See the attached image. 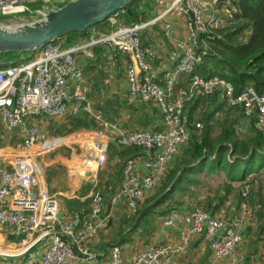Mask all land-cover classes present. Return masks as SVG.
I'll return each instance as SVG.
<instances>
[{"label": "built area", "instance_id": "2783aa9c", "mask_svg": "<svg viewBox=\"0 0 264 264\" xmlns=\"http://www.w3.org/2000/svg\"><path fill=\"white\" fill-rule=\"evenodd\" d=\"M57 1L0 0V17H7L3 24H13L25 20L18 14L43 16L49 9L56 8ZM237 1L175 0L166 12L173 7L180 10L185 18L188 41H177L179 58L163 73L162 83L152 75L153 50L141 40L142 31L162 16L149 21H129L125 19L126 8L121 7L110 17L111 32L90 40V44L104 43L128 54L125 78L129 100L146 98L155 102L162 115L161 129H119L100 111L93 110L86 76L76 58L86 46H63L58 39L35 49L33 58L0 67V121L6 131L17 130L22 148L27 150L41 141L42 146L49 149L56 139L42 140L29 118L37 115L73 117L79 113L91 116L99 130L107 128L109 133L82 144L87 154L84 163L94 173L106 164L110 140L123 148H140L144 152L146 173H137L136 158L128 157L120 185L107 198L111 205L124 202L131 215L137 214L145 191L159 186L167 174L169 161L190 139L192 130L184 116L186 104L218 90L226 106L240 109L243 115L254 119L257 127L264 128V89L258 92L250 83L235 92L229 81L216 76L205 78L196 72L203 57L211 51V41L220 36L218 30L235 11ZM33 3H38L39 7H31ZM162 31L171 36L174 32L171 22L165 21ZM182 77L185 84L177 87ZM202 126L199 121L194 123L195 130ZM248 192V186L241 190L245 202ZM92 201L96 212L103 202L102 193L94 191ZM59 210L56 194L48 189L42 170L31 155L24 152L11 156L0 154V229L6 236L18 239L17 252L41 245V264H95L102 254L90 248L89 242L107 226L109 214L97 219L79 212L59 217ZM187 215L189 225L180 231L175 243L164 242L137 250L128 260L123 257L120 245L112 244L108 264H173L174 258L186 254L192 236L209 240L217 257L234 254L240 241L235 221L215 217L200 205L193 206ZM179 216L178 209H169L162 218V225L172 226Z\"/></svg>", "mask_w": 264, "mask_h": 264}, {"label": "crops", "instance_id": "0c3cea01", "mask_svg": "<svg viewBox=\"0 0 264 264\" xmlns=\"http://www.w3.org/2000/svg\"><path fill=\"white\" fill-rule=\"evenodd\" d=\"M68 0L58 2L56 7L61 6ZM175 0H136L134 7L137 9L139 19L137 21H149L154 17L162 16L154 23H150L141 33V40L144 44L149 45L153 50L151 56L152 75L156 81L162 83L163 73L172 67L179 58V48L177 41H188V32L185 26V18L177 7H173ZM166 12V13H165ZM6 20L7 17H0ZM126 19V16H125ZM165 21L171 22L174 32L171 36H166L162 31ZM113 28L112 19H108L100 26L89 27L78 32L66 33L58 40L63 46L73 44H84V51L76 54L77 61L82 67L86 76L88 85V96L93 110L100 111L103 117L117 126L119 129H149L159 130L162 127V115L158 106L152 100L142 98L136 101L129 100L128 86L125 78V66L129 60L126 53L116 49H111L104 43L90 44V40L100 38ZM34 50L21 52L18 54H8L6 57L29 59L34 57ZM185 84V77L177 84V87ZM215 99L213 102L201 99L206 96L199 97L193 102L188 103L184 107V116L190 133L189 141L180 146L178 151L168 163L167 174L178 166L185 156L186 150L193 136H200L201 130H195L193 125L196 121L203 124L205 115L213 114L210 124H212L211 135L216 136L220 132L219 122L226 115L239 137H250L254 134V128H257L253 118L246 117L240 109L228 107L224 104L221 93L217 90L214 92ZM193 118L192 122H188L189 118ZM75 118L79 121L75 126V137L67 144L59 139L67 137L47 138L48 140L56 139L55 145L44 151H40L35 155H31L42 170L43 178L47 183L48 189L56 194L59 201V213L61 216H69L72 212H79L84 216L97 219L99 216L109 214L110 219L107 226L98 232L93 240L89 242V247L98 250L102 255L95 264H108V252L112 244L120 245L125 260L137 250L155 246L164 242L175 243L178 240L180 231L189 225L188 212L193 207L191 205L193 196L191 195L193 185L187 191H179L174 196L164 202L161 206L153 208L155 211L160 208V214L156 218L152 213H148L138 217L132 226L126 229L120 228L117 233V240H110L111 224L114 225L119 221L121 225L122 217L130 214L124 202L111 205L107 200L108 195L116 190L121 183L122 171L125 161L128 157L136 158V171L139 174H145L146 168L143 164L144 152L137 147L123 148L115 140L108 143V157L103 168L96 173L89 171L84 161L87 156L83 149L84 142H91L95 138H103L108 135V129L99 130L94 119L84 113H79L73 117L51 118L44 115H37L29 118L30 123L34 124L42 138L46 132L41 128L39 123L43 119L48 122L51 120L53 126L55 123L66 122V120ZM259 129V128H257ZM264 131V128H263ZM83 134L84 138H81ZM80 138V139H79ZM65 143V144H64ZM68 147V153H63V147ZM60 148V149H59ZM42 154V155H41ZM38 157L35 156H39ZM229 154L227 157L229 158ZM183 167V166H182ZM181 167V169H182ZM264 170V169H263ZM261 170L259 175H261ZM180 172L178 170L177 174ZM163 178L159 186L154 189L147 190L144 193L140 208L152 203L151 199L159 188L163 187L165 178ZM174 181L165 189L168 190ZM238 185L237 183H234ZM233 184V186H235ZM192 187V188H191ZM157 189V190H156ZM100 191L103 195V202L98 206V211L94 212L95 204L92 201L94 191ZM201 194V193H200ZM199 195V193L197 194ZM214 196L209 193L201 200L200 205L204 206L206 202ZM247 203V201H246ZM214 205L220 204V209L209 211L213 216L225 219L227 221H235L240 241L232 256L217 257L213 254L209 240L204 236H192L188 250L185 255H179L173 259V264H264V213L261 219L257 215L258 205L252 206L254 213L250 212L248 205L244 202L238 204L236 199L231 195L219 203L217 198H213ZM191 205V206H190ZM225 207V210L222 207ZM163 208V209H162ZM178 209L179 219L170 227L162 225V218L169 209ZM152 211V212H154ZM126 221V218H124ZM139 229V234L145 238L140 240L134 238L130 234V230ZM0 239L6 243V248L0 252V264H41L42 246L36 245L29 250L21 253L17 252L18 239H11L5 235L4 231L0 232ZM6 241H5V240ZM4 243V244H5ZM143 243V244H142ZM141 244V245H140ZM130 247V249H128Z\"/></svg>", "mask_w": 264, "mask_h": 264}, {"label": "trees", "instance_id": "16d2710c", "mask_svg": "<svg viewBox=\"0 0 264 264\" xmlns=\"http://www.w3.org/2000/svg\"><path fill=\"white\" fill-rule=\"evenodd\" d=\"M135 1L132 0L124 6L126 18L129 21L139 19L137 9L134 7ZM107 20L96 24L95 27ZM218 32L220 36L211 41V51L203 57L196 67V72L205 78L216 76L229 81L235 92H239L250 83L258 92H261L264 89V0H238L235 11ZM21 52L25 51L0 54L3 57L0 67L17 64L22 59L5 57L8 54ZM215 96L213 93L201 101L213 102ZM212 118L213 114H208L200 119L204 124L200 136H193L180 164L167 174L163 187L151 199H148V202L152 200V203L145 206L138 217L153 213V208L161 206L179 191H187L190 186L202 183L201 178L224 175L223 186L220 185L214 189V196L206 202L203 208L207 211L220 209V204H212L214 197L219 203L230 195L237 200L238 204L245 202L241 190L244 186H248L247 204L258 205L257 215L263 218L262 189L264 185L261 184L262 179L258 173L264 169L263 129L254 128L252 136L239 137L230 119L225 115L219 122L220 132L213 136L210 133L212 130L210 121L215 123ZM193 120L190 117L188 122ZM179 169L180 172L177 174ZM248 177H253V179L247 182ZM172 181H174L173 184L165 191ZM234 183L238 184V188H234ZM256 183L258 187L254 191L253 186ZM250 192L253 198L257 196L254 201L252 198L250 200Z\"/></svg>", "mask_w": 264, "mask_h": 264}, {"label": "water", "instance_id": "95a60500", "mask_svg": "<svg viewBox=\"0 0 264 264\" xmlns=\"http://www.w3.org/2000/svg\"><path fill=\"white\" fill-rule=\"evenodd\" d=\"M132 0H68L37 20L0 22V54L35 50L66 33L78 32L107 20ZM3 57L0 55V62ZM61 217V213L58 214ZM14 239V236H8Z\"/></svg>", "mask_w": 264, "mask_h": 264}, {"label": "rangeland", "instance_id": "374dc122", "mask_svg": "<svg viewBox=\"0 0 264 264\" xmlns=\"http://www.w3.org/2000/svg\"><path fill=\"white\" fill-rule=\"evenodd\" d=\"M62 1H64V0H59V1L56 2V4L58 2H62ZM57 6H58V4H57ZM31 7L37 8V7H39V4L38 3H33L31 5ZM17 16L25 17L24 21L18 20V23L37 20V19H39L41 17V16L29 17V16H27L26 13L18 14ZM0 22L1 23H6L5 20H0ZM5 58H7V57H5ZM78 123H79V121L77 119L71 118V119L66 120V122L55 123L57 125L53 126V123H52L51 120H48V122H46L43 119V121L41 123H39V125L41 126V128H43V130L45 132L47 130V132H46V134H43L44 138H42V140H47V138L51 139L52 137L53 138H55V137H67L66 139L64 138V139H59V140H62L63 142H66V140L69 139L66 142L68 144L72 140L71 138L73 137V139H74V137H75V126H77ZM202 128H203V126H202ZM257 128H259V127H257ZM259 129L262 130L263 128H259ZM84 136H87V135L83 134L81 138H84ZM21 144H22V139L18 136L17 130H14V131H11V132L6 131V129L4 128L3 123L0 121V154L6 155V156H11L12 154H16V153H19V152H24V153H27L29 155L30 154L31 155L32 154L35 155V154L39 153L40 151H44L45 152V150H46V148H44L42 146L41 141L39 143L35 144L32 148H28L27 150L22 148ZM63 148H64L63 149V153L66 155L68 153V149H67L68 147L64 146ZM41 155L35 156V157H38V159H40L39 157H41ZM260 178L262 179L261 180V184L264 185V170L261 172ZM252 179H253V177H248L246 181L248 182V181H250ZM201 181H202V183L192 186L193 189H191V190H195V191L191 192V195H194V192H198L199 193V195H197L198 193H196L193 196V199H192V202H191L192 206L200 205L201 200H204L205 196L207 194L213 193L214 189H216L218 186H220V185L223 186V184H224V175H219V176L211 175L210 177H207V178L206 177L201 178ZM234 185H235L234 188H238V185H236V184H234ZM239 187H240V185H239ZM257 187H258V184L256 183V185L253 186L254 191L257 190ZM158 191H155V193L158 192ZM262 193L264 195V189H262ZM248 194H249V192H248ZM256 197L257 196H255L253 198L252 197V192H250V200L252 198L253 201H254ZM231 198H232V196H231ZM250 202H252V201H250ZM244 204H245V206L248 205L246 202H244ZM144 208L145 207L142 205L141 208L139 209V211L137 212V214H135V215H131V214H128V216L124 215L122 217V222L124 223L123 225H121L119 221H116V223L114 225L111 224V229H110L111 231L109 233L111 235V237H109V239L113 240V241L117 240L118 239L117 233L119 231H121L120 228H124V229L128 228L129 229V227L132 226L134 224V222L137 220L138 216L140 215V211L143 210ZM248 208H250V212H252V214H253L254 213L253 207L251 205H248ZM222 209L225 210V207L223 206ZM160 210H161L160 208H157L152 213V215H154L157 218L159 216V214H160ZM124 218H126V221H124ZM1 231H2V229H0V232ZM129 232H130L131 235H133L134 238L138 239L139 243H140L141 239L145 240V238L142 236V234H139V232H140L139 229H136L134 231L130 230ZM2 241L3 240L0 239V248L5 249L6 248V246H5L6 243L2 242ZM128 249H130V247Z\"/></svg>", "mask_w": 264, "mask_h": 264}, {"label": "bare ground", "instance_id": "6f19581e", "mask_svg": "<svg viewBox=\"0 0 264 264\" xmlns=\"http://www.w3.org/2000/svg\"><path fill=\"white\" fill-rule=\"evenodd\" d=\"M2 250V248H0V251Z\"/></svg>", "mask_w": 264, "mask_h": 264}]
</instances>
